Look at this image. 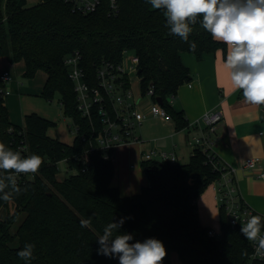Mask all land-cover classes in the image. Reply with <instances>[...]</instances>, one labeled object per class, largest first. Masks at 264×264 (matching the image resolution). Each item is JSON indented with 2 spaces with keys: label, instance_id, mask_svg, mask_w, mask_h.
Instances as JSON below:
<instances>
[{
  "label": "trees",
  "instance_id": "16d2710c",
  "mask_svg": "<svg viewBox=\"0 0 264 264\" xmlns=\"http://www.w3.org/2000/svg\"><path fill=\"white\" fill-rule=\"evenodd\" d=\"M118 4L115 14H110L109 0H103L97 11L84 14L66 0H37L34 4L0 0V75L2 57L12 62L24 60L28 78L44 71L47 79L42 96L51 100L59 93L65 115L90 132L88 120L77 108L65 56L80 50L83 64L93 70V62L103 58L119 61L128 49L140 58L143 91L154 85L177 129L187 127L185 113L167 98L191 80L182 52L202 58L205 52L221 48L227 52V44L213 39L199 22L192 25L187 42L170 35L163 12L153 9L147 0H118ZM3 85L0 77V87ZM55 123L37 112L25 115L24 126L13 123L0 92V142L22 156L27 153L19 146L27 144L30 155L38 154L43 160L41 176L17 181L26 191L14 194L8 202L0 200V209L15 203V212L8 211L0 220V264H29L17 255L27 243L35 245L30 264H119L118 257L98 254L97 238L109 223L122 218L118 234H131L130 243L148 238L162 241L167 251L163 264H173V251L179 254L180 264H264V259L250 260L249 241L240 227L228 222L224 207L220 208V238L209 235V227L202 224L197 199L221 175L202 148L196 147L186 163L143 160L148 185L138 193L122 195L112 185L114 161L97 150L82 171L74 156L84 150L85 143L77 136L73 144L51 137L48 130ZM65 158H70L69 167L75 171L61 180L57 163ZM21 214L25 217L12 232ZM89 218L91 226L81 227V220Z\"/></svg>",
  "mask_w": 264,
  "mask_h": 264
},
{
  "label": "crops",
  "instance_id": "0c3cea01",
  "mask_svg": "<svg viewBox=\"0 0 264 264\" xmlns=\"http://www.w3.org/2000/svg\"><path fill=\"white\" fill-rule=\"evenodd\" d=\"M182 60L190 69L191 80L179 87L172 105L185 113L189 125L178 130L173 118L165 121L148 116L137 131L142 141L124 143L116 148L112 185L117 186L122 195L138 193L143 186L148 185L149 180L144 169L142 166L139 168V164L133 159L136 157L142 159V152L153 147L174 151L178 162H182L181 157L185 161L182 163L188 162L196 148L192 137L198 135L196 133H199L204 126L203 121L200 125L195 122L201 120L208 112L221 111L224 118L212 135L214 140L212 150L218 155L221 163L235 168L234 178L242 199L254 209L264 211V179L257 176L259 167L243 166V160L249 156L261 157L260 165L264 166V105L253 106L245 103L242 90L236 89L233 84L232 69L229 68L220 49L216 52H205L202 58H198L195 53L184 51ZM17 63L18 61L12 62L7 57L1 59V70L9 71L12 76L9 83L11 92L7 96H13L6 104L11 121L15 124L19 123L15 122L17 119L13 118L10 107L15 108V105L20 104V108H23L21 98H16L15 95L22 92L25 86L23 81L17 80L18 74H24L25 61L21 69ZM25 115L23 114L24 124H21L23 126ZM147 123H149L146 130L149 141L142 135V128H145ZM169 138L173 144L167 147ZM150 143L154 145L150 147ZM160 144L166 146L163 148ZM135 148L138 150L135 151ZM201 195L199 198L201 222L214 229L220 208L216 184L211 183ZM172 253L173 264H180L179 254L176 251Z\"/></svg>",
  "mask_w": 264,
  "mask_h": 264
},
{
  "label": "built area",
  "instance_id": "2783aa9c",
  "mask_svg": "<svg viewBox=\"0 0 264 264\" xmlns=\"http://www.w3.org/2000/svg\"><path fill=\"white\" fill-rule=\"evenodd\" d=\"M72 8L84 14L97 11L103 0H66ZM110 14H115L119 9L118 0H109ZM83 53L75 50L65 56V64L68 68L70 79L74 83V90L77 98V108L82 117L88 120V131L84 125L75 120L73 123L76 129V136L85 143L84 150L74 157L81 162L82 171H86L90 163V155L97 150L102 151L105 159L115 160L116 148L124 143L141 142L142 138L137 130L148 116L158 117L161 120H171L172 116L168 110L158 102L154 85H149L146 91L142 89V76L140 75V58L128 49L123 50L119 61H112L106 58L93 62V70H89L83 64ZM4 85L0 92L5 96L11 91L7 87L12 76L9 71H2L0 75ZM138 88V90L136 89ZM149 97L151 103L147 109L143 108L144 99ZM168 101L172 104L176 93H171ZM224 115L221 111L206 113L202 119L195 123L201 127V135H194L195 147L202 148L207 153L208 161L221 172L214 183L218 192L220 207L226 210L228 222L241 228V224L252 215L264 216V211L254 209L248 205L240 196L234 178L235 168L220 162L218 155L212 150L214 140L212 135L216 132L217 125L222 121ZM10 130H14L11 127ZM22 153L30 155L27 144L19 146ZM68 164V170H75L69 167L70 158L64 159ZM143 160H158L177 163L176 152L153 147L142 152ZM261 157L249 156L243 160V166L247 168H258L257 176L264 179V166L260 165ZM41 176L40 170L33 175L21 174L17 181L35 180ZM209 235L220 238L222 231L217 232L209 228ZM251 246L250 260H263L254 255V245Z\"/></svg>",
  "mask_w": 264,
  "mask_h": 264
},
{
  "label": "clouds",
  "instance_id": "9594fccd",
  "mask_svg": "<svg viewBox=\"0 0 264 264\" xmlns=\"http://www.w3.org/2000/svg\"><path fill=\"white\" fill-rule=\"evenodd\" d=\"M153 9L166 17L169 34L187 42L192 25L209 32L213 39L232 48V81L242 90L244 101L253 106L264 105V0H147ZM190 47L195 50V43ZM43 164L38 154L22 156L0 142V200L8 202L26 189L17 185L21 174L35 175ZM90 227L91 219L81 220ZM124 219L109 223L97 238L98 254L118 257L119 264H163L167 255L162 241L148 238L133 240L131 234H118ZM241 234L254 245V255L264 259V216L252 215L241 224ZM34 244L27 243L17 255L29 262L34 259ZM247 255V251L243 253Z\"/></svg>",
  "mask_w": 264,
  "mask_h": 264
},
{
  "label": "rangeland",
  "instance_id": "374dc122",
  "mask_svg": "<svg viewBox=\"0 0 264 264\" xmlns=\"http://www.w3.org/2000/svg\"><path fill=\"white\" fill-rule=\"evenodd\" d=\"M36 2L37 0H29L30 4H34ZM220 51L222 52L223 57L226 58L229 68L232 69L231 60H232L233 52H232L231 46L227 44V52H224L222 48L220 49ZM17 65L21 69L22 67H24V61L23 60L18 61ZM17 77H18L17 80H19V82L23 81L25 83V86L22 88L21 90L22 92H18L15 95L16 98L17 97L19 99L21 98L23 102V108L22 109L20 108V104L15 105V108L10 107V110L13 114V118L15 117L17 119L15 122L19 123L18 125L24 124L23 114L25 115V113L37 112L56 122L55 125L50 127L48 130V134L51 137L57 138L68 144H73L76 138V129L73 123V119L70 116L65 115L63 104L61 102V95L57 93L54 98L49 100L43 97L41 94L43 90V84L45 83V79H46L45 72L39 71L33 78H28L24 76L23 73L18 74ZM7 87H10V84H7ZM136 89L138 90V88ZM12 96L13 95L11 96L5 95L6 102ZM150 103H151V99L149 97H146L144 99V103L142 104L143 108L147 109ZM148 127H149V123L145 124V128L143 127L144 129L142 128V135L145 140H147V136H148L147 131H146ZM137 131H139V129ZM196 134L201 135V130L199 133H196ZM167 143H168L167 147L168 145L171 146V144H173L171 141V138L167 139ZM153 145L154 143L149 144L150 147ZM149 146L147 147V149L149 148ZM163 146H166V145L160 144V147H163ZM194 146L196 145L194 144ZM137 150L138 149L135 148V151ZM140 160L142 161V159H140L139 157H136L133 159V161H136V163L139 164V168L142 166V163ZM181 161L185 162L182 159V157H181ZM57 165L59 167V173L57 174L58 179L62 180L66 176H68L70 173L75 171V170H68V164L65 160L58 162ZM201 196L202 195H200L197 199L198 207H199V198ZM219 207H220V204H219ZM220 208H219V214L216 219V227L214 228L217 232H220L221 230V209ZM208 209L210 210V206L208 207ZM8 211L11 213L15 212L14 202H11L8 208L3 207L0 209V220L4 219L7 216ZM199 211H200V207H199ZM24 217H25V214L20 215L16 223L11 228L12 232H15L17 230L18 226L21 224ZM172 254H171V257H172Z\"/></svg>",
  "mask_w": 264,
  "mask_h": 264
},
{
  "label": "water",
  "instance_id": "95a60500",
  "mask_svg": "<svg viewBox=\"0 0 264 264\" xmlns=\"http://www.w3.org/2000/svg\"><path fill=\"white\" fill-rule=\"evenodd\" d=\"M139 72H141V69H139ZM157 100H158V102H159L160 104L163 105V103H164V99H163L162 97L158 96V97H157Z\"/></svg>",
  "mask_w": 264,
  "mask_h": 264
}]
</instances>
